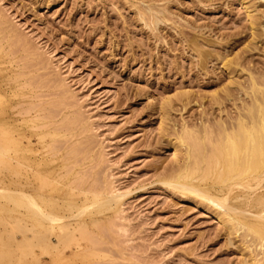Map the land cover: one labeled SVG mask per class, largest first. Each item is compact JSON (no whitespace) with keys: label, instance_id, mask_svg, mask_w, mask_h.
<instances>
[{"label":"rangeland","instance_id":"rangeland-1","mask_svg":"<svg viewBox=\"0 0 264 264\" xmlns=\"http://www.w3.org/2000/svg\"><path fill=\"white\" fill-rule=\"evenodd\" d=\"M241 1L0 0V136L59 166L74 193L123 196L59 264H264V241L161 185L186 158L185 126L218 130L264 102V0ZM9 213L0 253L51 264L21 256Z\"/></svg>","mask_w":264,"mask_h":264},{"label":"bare ground","instance_id":"bare-ground-1","mask_svg":"<svg viewBox=\"0 0 264 264\" xmlns=\"http://www.w3.org/2000/svg\"><path fill=\"white\" fill-rule=\"evenodd\" d=\"M240 3L242 4V1ZM247 5L249 6V4ZM248 13V17L251 18L252 14ZM255 28L252 29L255 30ZM255 32H257V29ZM224 68L231 69L230 62L225 63ZM230 73L232 72L230 71ZM251 82V93L258 92V83L260 82L257 83L254 78H251ZM230 84L233 85V82ZM261 99L254 96L251 104L249 103L250 106L244 108L245 112H240L235 121L218 122V126H215L218 127V130L214 128L216 132L211 127V130L206 128L200 130V132H197V130L194 132L193 129L188 128L191 132L186 131L185 126V133L183 132L178 143L182 147H186V158L183 159V164L177 167V174L162 180L161 185L171 188L177 193L182 192L184 196L187 195L196 202L207 203L210 208L213 207L211 210H214L215 207L218 209V211L214 210V212H217V214L215 212L216 216L224 220L229 232L249 231L259 239V242L261 240L263 243L264 102L261 103L263 101ZM214 133L217 136L216 138ZM7 135L8 132L4 131L0 136V167L2 168L0 170L2 171L0 172V211H7L11 214L16 213L18 216H13L15 222H12L14 223L12 225L9 222L5 223L4 221V223L10 227L14 226L11 231L12 235L13 232L18 235L22 234L23 240L20 246H23V248L19 249L22 257H30L37 251L39 256H50L51 264H59L67 259V250L73 251L76 246L81 248L79 243L92 226H96L98 230L99 226L97 225L102 217L99 219L97 215H103L108 211H115V214H120L123 196L119 194L113 196V193H111L112 197L102 198L94 193L95 195L91 197L90 195L93 192L85 190L74 193V189L66 188L56 175L59 166L45 158H38L36 155L26 156L20 152L19 145H12L14 140L6 137ZM177 144L175 146L176 152H178ZM206 144L208 147L212 144V147L208 148L206 146V148ZM207 149L209 150L206 151ZM14 160L17 161V167L21 170L18 173L20 175L18 180L12 178ZM191 161L193 162L191 163ZM94 189L96 188L94 187ZM108 195L111 196L110 193ZM2 202H5V204ZM6 204H9L10 208ZM111 217L113 216L111 215ZM14 218L11 220L14 221ZM0 220L3 222L2 219ZM89 220L92 222L89 223ZM1 234L0 242L3 241ZM92 234L94 233L92 232ZM10 237L12 236L10 235ZM9 240L11 241L13 238ZM263 246L264 244H261V249ZM87 249H91V247H87ZM94 251L96 250L94 249ZM72 254L79 255L74 252ZM34 258L36 263L40 260ZM0 264H22V260L20 259L17 263H14L12 256L0 253Z\"/></svg>","mask_w":264,"mask_h":264}]
</instances>
